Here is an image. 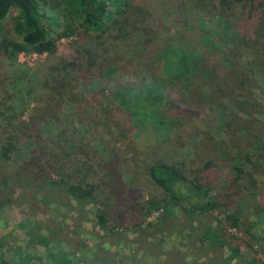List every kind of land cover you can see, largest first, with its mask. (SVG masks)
Returning <instances> with one entry per match:
<instances>
[{
  "label": "trees",
  "instance_id": "1",
  "mask_svg": "<svg viewBox=\"0 0 264 264\" xmlns=\"http://www.w3.org/2000/svg\"><path fill=\"white\" fill-rule=\"evenodd\" d=\"M50 1L54 0H0V54L6 65L0 80V162L7 163L23 143L32 145L28 157L15 167L14 180L8 184L3 179L0 184V208L5 187L33 183L45 192L40 201L44 206H62L63 199L80 205L90 201L97 221L111 228L107 233L128 224L140 226L160 210L176 243L191 244L188 240L195 236L198 240L193 243L201 241L199 251L207 245L224 247L239 258L236 252L245 238H256L238 237L235 231L258 217L260 203L264 204L260 116L264 112H257L253 94L256 71L264 76V0H173L172 21L186 43L183 48L175 44L160 15L155 14L153 22L144 16L130 18L127 12L136 4L133 0H58L55 4L65 23L61 34L75 36L78 57L46 62L15 75L17 53L53 56L55 52L52 24L38 6ZM110 3L120 9L125 5V22L118 17L108 23ZM151 7L147 0L137 9L144 15ZM10 13L16 40L5 38L4 22ZM210 18L213 28L208 27ZM116 22L124 26L123 34L113 29ZM134 30L143 34L134 61L144 65L153 61L148 66L152 80L148 82L145 74L124 85L129 62L122 45ZM247 62L254 70L246 67ZM91 76L112 81L119 93L117 105L101 121L88 117L87 104L78 100L82 108H75L74 116L86 132L44 134L39 124L53 104L76 100L80 79L87 82ZM165 82L180 88L178 97L169 98L167 104L162 101ZM31 101L36 106L26 119L22 114ZM210 117L214 133L205 125ZM163 136L173 146L186 137L198 141L190 158L166 161L154 151ZM245 196L259 200V207L229 210ZM173 214L175 223L170 221ZM200 218L199 227L195 222ZM260 246L264 257V244ZM145 247L146 256L154 251L149 241ZM181 257V264L190 263L188 256ZM230 260L226 264H233Z\"/></svg>",
  "mask_w": 264,
  "mask_h": 264
},
{
  "label": "rangeland",
  "instance_id": "2",
  "mask_svg": "<svg viewBox=\"0 0 264 264\" xmlns=\"http://www.w3.org/2000/svg\"><path fill=\"white\" fill-rule=\"evenodd\" d=\"M57 1H50V4L47 3L46 5L42 2L38 3V6L48 14L52 24L50 35L55 47L53 56L39 55L30 51L19 52L15 59L18 63L15 65V75L24 74L31 68L34 70L46 62L50 64V61L55 60L57 62L58 59L75 60L78 57L75 36L61 34L65 23L61 7L55 4ZM148 1L152 7L150 9L145 8L146 13L144 15L142 10L137 9V7H139V4H145L147 0H133L136 4L129 8L127 15L130 18L144 16L146 21L150 18V22H153L155 14L160 15L161 23L171 29L170 35L175 40V44L180 48L185 47L186 43L182 38L178 25L172 21L173 0ZM124 7L125 5L120 9L110 3L108 23H112L113 19L116 20L118 17L120 22H125ZM12 16H14V13H10L4 22L5 38L8 40L17 39L10 31ZM120 22L114 23L113 29H120V33L123 34L122 28L124 26ZM208 22V27L212 26L213 28V18H210ZM131 27H134V25ZM226 36H231V33H226ZM142 37L143 34L141 35L140 31L134 30L128 38H125V41H127L123 44L125 46L122 45L123 49L125 48L124 59L129 62V67H126L122 77L124 85L127 84V81L133 83L138 77L145 74L148 82L152 80L148 66H151L153 61L147 60L150 62L149 65L134 61V51L136 48L138 49V43ZM243 60L245 63V59ZM246 65L248 69L254 70L250 68L248 62ZM5 69L6 65L2 63V54H0V80H2ZM157 73H159V77L166 78L163 72L158 71ZM255 78L257 83L253 88V94L257 101L256 105L259 107L257 112L262 113L264 112V76L256 71ZM138 85H140V81ZM163 88V103L167 104L169 98L178 97V94H180L179 87L167 82L163 84ZM76 95V100H65L53 104V110L49 112L50 114L47 115L45 121L39 124L40 130L44 134L57 137L60 133L80 135L86 132L87 128L80 124L79 117L74 116L75 108H82L78 100L84 105L87 104L85 110L88 112V117H98L102 121L120 99L112 81L106 82L97 76H91L87 82L80 79V85H77L76 88ZM86 98H89L88 103H86ZM35 106L34 102H29L22 114L23 117L28 119V116L32 115ZM260 116L264 120V114ZM244 117L247 118L246 115ZM208 120H212V118H207L205 125L214 133V121ZM167 137L163 136L156 142L154 151L158 158L170 161L192 156L191 154L195 149L194 144L197 143L198 138L186 137L187 140L173 146V143ZM31 147L30 143H23V146L11 155L7 163L0 162V184L3 179L9 180L8 184L14 180L15 167L20 164L22 159L28 157ZM25 177L27 176L25 175ZM28 180L26 179V181ZM22 183L23 181L20 183V187L19 185L5 187V200H3L4 202L0 208V264L1 262L7 264H181L184 261L182 255L188 256V259H190V263L186 262L184 264H226V259L229 258H231L230 261L233 264L264 263L260 246L264 244V240L262 242L260 240L264 238L263 203H260L262 208L258 213L259 216L252 217L250 221L244 222L241 225L240 232L235 231V235L238 237H241V234H246L256 238L255 240L246 237L245 241L240 244V250L236 252V256L239 258H235L224 247L218 248L217 246L207 245L199 251L201 247L197 245L201 241L193 243L198 240L195 236L188 240V243L192 245L181 242L176 243L171 236L173 235V229L170 225L165 228L166 223L168 224L169 221L162 223L164 216L160 210L148 215L140 226L128 224L126 228H116L112 233H107V228H111L97 221L90 201H85V203H82L84 206H82L72 199L67 201L63 199L62 206L54 207L51 204L44 206L40 202L45 194L44 190L42 191V189L34 186L33 183L23 184L25 185L23 188L21 187ZM7 198L9 200L6 201ZM59 201H61V198ZM66 203L69 204L66 205ZM249 205L259 207V200L257 201L249 196L240 197L236 202H233L229 210L234 211L236 209L239 211L240 207ZM176 217L177 215L173 214L170 221L175 223ZM195 223L200 227L202 219H197ZM167 237L169 238L167 239ZM186 238L185 236L183 239ZM147 241L154 245V251L149 252L150 255L148 254V256H146L145 251Z\"/></svg>",
  "mask_w": 264,
  "mask_h": 264
}]
</instances>
